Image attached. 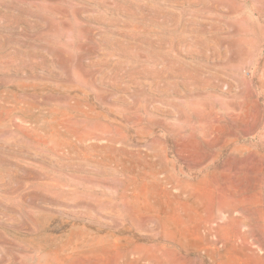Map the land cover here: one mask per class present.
<instances>
[{"label":"rangeland","instance_id":"374dc122","mask_svg":"<svg viewBox=\"0 0 264 264\" xmlns=\"http://www.w3.org/2000/svg\"><path fill=\"white\" fill-rule=\"evenodd\" d=\"M0 264H264V0H0Z\"/></svg>","mask_w":264,"mask_h":264}]
</instances>
